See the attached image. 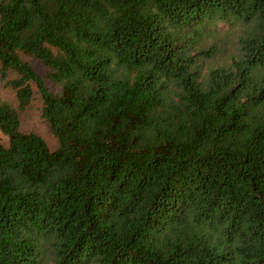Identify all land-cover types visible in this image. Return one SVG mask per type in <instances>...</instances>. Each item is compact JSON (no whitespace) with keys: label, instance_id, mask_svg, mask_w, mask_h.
<instances>
[{"label":"trees","instance_id":"obj_1","mask_svg":"<svg viewBox=\"0 0 264 264\" xmlns=\"http://www.w3.org/2000/svg\"><path fill=\"white\" fill-rule=\"evenodd\" d=\"M0 82V264H264V0H0Z\"/></svg>","mask_w":264,"mask_h":264},{"label":"rangeland","instance_id":"obj_2","mask_svg":"<svg viewBox=\"0 0 264 264\" xmlns=\"http://www.w3.org/2000/svg\"><path fill=\"white\" fill-rule=\"evenodd\" d=\"M28 60L41 75L44 74V67L38 61H34L31 58H28ZM0 99L8 101L14 106L16 105L13 90L4 86L2 82H0ZM40 108L41 99L39 94L35 92L31 103L20 112L21 129L39 134L46 141L50 149H55L57 145L56 138L50 132L47 123L41 118ZM0 143H6V138L1 133Z\"/></svg>","mask_w":264,"mask_h":264}]
</instances>
